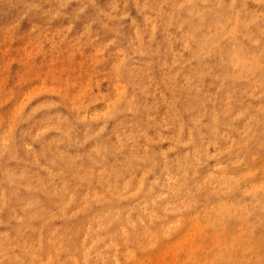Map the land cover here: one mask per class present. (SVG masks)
Returning <instances> with one entry per match:
<instances>
[{
  "label": "clouds",
  "instance_id": "clouds-1",
  "mask_svg": "<svg viewBox=\"0 0 264 264\" xmlns=\"http://www.w3.org/2000/svg\"><path fill=\"white\" fill-rule=\"evenodd\" d=\"M166 250L264 264V0H0V264Z\"/></svg>",
  "mask_w": 264,
  "mask_h": 264
},
{
  "label": "rangeland",
  "instance_id": "rangeland-1",
  "mask_svg": "<svg viewBox=\"0 0 264 264\" xmlns=\"http://www.w3.org/2000/svg\"><path fill=\"white\" fill-rule=\"evenodd\" d=\"M85 76H87V79L84 80V82H83V84H82V86H81V88H82L83 91H86V90H87L88 85H89V83L91 82V77L88 76V73H87V72H85ZM73 86L75 87V84H74ZM42 90H44V88H43V82H41V88H40L39 90H34V92H36V91H42ZM49 90H51V89H49ZM32 95H33V92H30V93L26 94V95L21 99L20 105H19L18 107L22 106V105H23L28 99L31 98ZM179 246H180V243L178 242V243H177L176 245H174L173 247L176 248V249H178ZM167 255H168L167 250L164 251V252H161V253L159 254V256L157 257L158 264H163V262H164V257L167 256Z\"/></svg>",
  "mask_w": 264,
  "mask_h": 264
}]
</instances>
